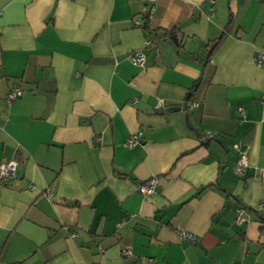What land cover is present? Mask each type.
I'll return each mask as SVG.
<instances>
[{
	"label": "crops",
	"instance_id": "obj_1",
	"mask_svg": "<svg viewBox=\"0 0 264 264\" xmlns=\"http://www.w3.org/2000/svg\"><path fill=\"white\" fill-rule=\"evenodd\" d=\"M262 47L264 0H0V264H264Z\"/></svg>",
	"mask_w": 264,
	"mask_h": 264
},
{
	"label": "built area",
	"instance_id": "obj_2",
	"mask_svg": "<svg viewBox=\"0 0 264 264\" xmlns=\"http://www.w3.org/2000/svg\"><path fill=\"white\" fill-rule=\"evenodd\" d=\"M210 1L213 2V0H210ZM135 24L140 25L141 22L136 20ZM144 44L146 46H148L151 44V41L146 39L144 41ZM129 60L134 65L143 66L144 60H145L144 52L142 50H137V51L132 52L129 55ZM255 60L259 66L264 65V47H262L261 49H259L256 52ZM21 94H22V90L19 87H14L9 91L7 99L9 102H11L13 99L17 98ZM192 104H193V106L196 105V103H192ZM155 107L156 108L160 107V101L159 100L157 101ZM139 135H140L139 133L132 134L126 140L125 145L127 147L133 146L137 142ZM248 167H249L248 157H247L246 153L241 152L239 154L237 160H236V163H235V171L238 175H242L246 172ZM17 168H18V163L15 159L1 161L0 162V183L6 184L9 181H11L12 179H14L17 175ZM255 173L260 178V181L262 182V184H264V167H255ZM156 185H157L156 178L152 176L149 179H147L146 181H143L139 185L138 191L141 194L153 193V192H155ZM248 218L249 217H248V214L246 212V209L244 207L240 206L236 211V221L237 222H244V221H247ZM178 236L180 237V239H187L191 242L194 241L196 238L193 233H190L187 231H182V230L178 231ZM122 253L124 255H128L131 253V251L128 249H125L122 251ZM148 262L150 264L152 263L150 259L148 260Z\"/></svg>",
	"mask_w": 264,
	"mask_h": 264
},
{
	"label": "water",
	"instance_id": "obj_3",
	"mask_svg": "<svg viewBox=\"0 0 264 264\" xmlns=\"http://www.w3.org/2000/svg\"><path fill=\"white\" fill-rule=\"evenodd\" d=\"M180 108L186 109V106L185 105H183L182 107H180V106H170V107L166 108V111L179 110ZM187 125H188L189 128H191L195 132V134L197 136H200V133L196 129H194V127H192V125L189 122H187ZM218 141H220V139H218ZM17 172H20V170L17 169Z\"/></svg>",
	"mask_w": 264,
	"mask_h": 264
},
{
	"label": "trees",
	"instance_id": "obj_4",
	"mask_svg": "<svg viewBox=\"0 0 264 264\" xmlns=\"http://www.w3.org/2000/svg\"><path fill=\"white\" fill-rule=\"evenodd\" d=\"M167 35H171V32L168 31V32H167ZM216 42H217V40H216ZM216 42H215V43H216ZM209 50H210V51H209V54H210L211 49H209ZM242 207H244V208H245L246 210H248L249 212L253 210L252 208H247V207H245V206H242Z\"/></svg>",
	"mask_w": 264,
	"mask_h": 264
}]
</instances>
